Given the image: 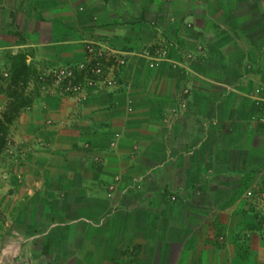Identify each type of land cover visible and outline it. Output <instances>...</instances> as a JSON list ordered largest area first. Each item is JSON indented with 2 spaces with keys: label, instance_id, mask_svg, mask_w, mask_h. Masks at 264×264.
<instances>
[{
  "label": "crops",
  "instance_id": "0c3cea01",
  "mask_svg": "<svg viewBox=\"0 0 264 264\" xmlns=\"http://www.w3.org/2000/svg\"><path fill=\"white\" fill-rule=\"evenodd\" d=\"M86 43L125 55L115 86L4 122L0 264H264V0H0V119L15 59Z\"/></svg>",
  "mask_w": 264,
  "mask_h": 264
},
{
  "label": "built area",
  "instance_id": "2783aa9c",
  "mask_svg": "<svg viewBox=\"0 0 264 264\" xmlns=\"http://www.w3.org/2000/svg\"><path fill=\"white\" fill-rule=\"evenodd\" d=\"M201 48V47H199ZM85 58L83 62L73 65L56 68L51 71L54 75L53 86L60 96L84 97L89 90L100 87L115 86L121 67L125 64V55L109 47H101L94 43L85 44ZM160 57L165 55V51H156ZM149 56L147 50L142 53ZM157 61L152 62L151 66ZM258 113L256 119L264 123V91L256 97ZM253 197L252 193L247 194ZM257 199L264 204V194L257 195ZM261 229L264 230V209L261 210Z\"/></svg>",
  "mask_w": 264,
  "mask_h": 264
},
{
  "label": "rangeland",
  "instance_id": "374dc122",
  "mask_svg": "<svg viewBox=\"0 0 264 264\" xmlns=\"http://www.w3.org/2000/svg\"><path fill=\"white\" fill-rule=\"evenodd\" d=\"M14 66L15 69L12 72L11 77H15V73L18 72V60H14ZM18 74V73H17ZM17 80L15 82H8L7 83V95L11 98L9 100V104L7 106V111L5 114L1 116L0 119V138H3L4 144L8 140L6 135V130L4 129V122L5 118L8 117V115L12 114L13 118L15 115H17V112L19 111L16 109V107H13V104L18 105H25L28 103V101L32 100L35 96L39 94L40 91H43V93L49 94V93H56V88L52 85L53 84V78L54 75L50 73L49 71H42V72H28V73H19L16 75ZM29 79L32 81L31 86L29 85ZM29 88L30 91L28 90ZM28 90V91H27ZM29 92V93H28ZM12 104V106H11ZM12 118V119H13ZM4 147V145H3ZM2 147V148H3ZM2 150V149H1Z\"/></svg>",
  "mask_w": 264,
  "mask_h": 264
},
{
  "label": "trees",
  "instance_id": "16d2710c",
  "mask_svg": "<svg viewBox=\"0 0 264 264\" xmlns=\"http://www.w3.org/2000/svg\"><path fill=\"white\" fill-rule=\"evenodd\" d=\"M17 60H18V63H19V65L17 67V69H18L17 73L18 74L19 73H23V74L28 73L29 72L28 68L26 66L22 65V62L20 61V58H17ZM17 73H15V77L13 78V82H15L14 80H17V78H16V75H18ZM11 106H12V104H11ZM13 107H16V109L18 110L19 108H22L23 105L13 104ZM12 118H13V115L10 114V115H8L7 118H5V121L6 122L10 121ZM3 145H4L3 138H0V151H1L2 147H3Z\"/></svg>",
  "mask_w": 264,
  "mask_h": 264
}]
</instances>
